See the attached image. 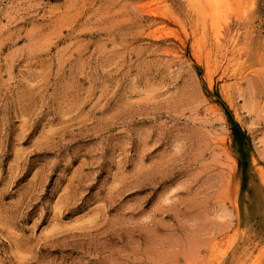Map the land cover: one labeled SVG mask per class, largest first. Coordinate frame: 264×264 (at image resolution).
Returning <instances> with one entry per match:
<instances>
[{
    "label": "rangeland",
    "instance_id": "obj_1",
    "mask_svg": "<svg viewBox=\"0 0 264 264\" xmlns=\"http://www.w3.org/2000/svg\"><path fill=\"white\" fill-rule=\"evenodd\" d=\"M223 2L0 0V264H264V0Z\"/></svg>",
    "mask_w": 264,
    "mask_h": 264
},
{
    "label": "trees",
    "instance_id": "obj_2",
    "mask_svg": "<svg viewBox=\"0 0 264 264\" xmlns=\"http://www.w3.org/2000/svg\"><path fill=\"white\" fill-rule=\"evenodd\" d=\"M235 126H236V128H238V130H236V133H238L241 136L242 139L243 138L246 139L247 137H246L245 133L240 130V128H239V126H238L237 123H235ZM239 142H240V144H243V141L242 140H239ZM239 164L241 165V162H239Z\"/></svg>",
    "mask_w": 264,
    "mask_h": 264
},
{
    "label": "bare ground",
    "instance_id": "obj_3",
    "mask_svg": "<svg viewBox=\"0 0 264 264\" xmlns=\"http://www.w3.org/2000/svg\"><path fill=\"white\" fill-rule=\"evenodd\" d=\"M218 1V0H217ZM213 2V1H212ZM214 2L216 3V0H214ZM222 2H223V0H222ZM226 2V1H225ZM241 2V1H240ZM224 3V2H223ZM213 6H214V3H213ZM238 7V6H237ZM241 8V7H240ZM218 9V8H217ZM240 10V11H239ZM238 16H241L242 14H244V9H238ZM211 19V18H210ZM239 19V18H238ZM228 23V22H227ZM238 32V31H237ZM218 38V37H217ZM224 38V37H223ZM231 39V38H230ZM234 39V38H233ZM228 40V39H227ZM233 40H231V42H232ZM219 42V41H218ZM227 43V42H226ZM224 47V46H223ZM226 47V46H225ZM228 48V47H227ZM227 48H226V50H227ZM224 51H225V48H224Z\"/></svg>",
    "mask_w": 264,
    "mask_h": 264
}]
</instances>
